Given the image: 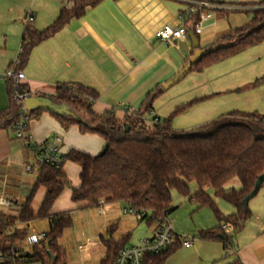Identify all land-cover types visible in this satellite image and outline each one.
Wrapping results in <instances>:
<instances>
[{
    "label": "crops",
    "instance_id": "obj_1",
    "mask_svg": "<svg viewBox=\"0 0 264 264\" xmlns=\"http://www.w3.org/2000/svg\"><path fill=\"white\" fill-rule=\"evenodd\" d=\"M259 1L226 0L222 7L206 10L201 29L196 28L200 47H209L223 35L247 24L253 7L244 3ZM20 2L0 0V73L17 61L27 14L34 12L35 25H30L44 30L56 20L65 5L63 0ZM188 7L186 0H103L89 8L83 17L72 19L61 31L33 48L22 68L25 82L35 94L49 97L61 84L89 86L99 93L93 110L98 114L114 110L116 118L123 120L127 109L137 110L151 91L178 75L194 54L189 33L191 27H187L184 38L161 40L156 36L167 24L179 26V14ZM8 105V83L0 79V110ZM156 116L153 108L150 117ZM28 135L34 145L60 136V149L64 155L71 149L97 155L105 146L101 135L83 133L74 123L66 127L48 111H42L31 121ZM27 164H32L34 169L27 171ZM38 169L37 160L25 143L16 139L14 133L0 128V195L13 202L11 207L0 206V209L10 216H19L21 205L37 183ZM63 171L71 187L63 190L53 211H70L73 219V225L58 239L65 255L64 264H103L108 241L127 247L142 245L145 239L153 236L157 222L125 212L122 202H105L98 207L78 209L72 200V188L81 184V168L66 161ZM234 185L240 186L239 180L234 181ZM46 191L44 186L37 188L31 202L35 213ZM226 202L233 209L224 205L222 210L217 202L223 215L235 213V206ZM173 207L169 220L175 232L180 236H191L193 242L186 247L182 239L177 240L163 264H230L236 259L242 264H264V184L255 203L252 207L249 205L251 216L236 233L229 253L220 233L216 238L201 236L202 231L219 226L212 209L198 208L193 200ZM17 228H27L28 236L35 237L41 232H49L50 222L49 219H37L18 223Z\"/></svg>",
    "mask_w": 264,
    "mask_h": 264
},
{
    "label": "trees",
    "instance_id": "obj_2",
    "mask_svg": "<svg viewBox=\"0 0 264 264\" xmlns=\"http://www.w3.org/2000/svg\"><path fill=\"white\" fill-rule=\"evenodd\" d=\"M102 1L71 0L44 30H37L27 24L17 62L11 66L22 70L36 45L61 31L72 19L83 17L89 8ZM244 4L253 7L249 22L223 35L215 44L225 46L191 64L188 73L202 72L264 42V0ZM199 19L198 11L189 18L188 26L186 24V28L191 27L196 36ZM6 82L9 105L0 110V128L9 130L15 134L16 139H20L16 136L15 123L21 116L22 108L13 95L11 81ZM164 91L163 85L157 87L147 95L134 114H126L123 120H118L114 110L104 114L93 110V104L99 98L95 89L79 83L57 86L52 98L65 105L75 116L48 112L57 116L66 127L74 123L83 133L101 135L105 144L109 145L104 154L91 155L71 149L65 155L66 161H72L81 168V184L72 188V200L78 209L119 201L142 219L157 222L169 216L174 209L173 191L176 190L195 201L198 208L209 207L213 210L219 226L202 231L201 236L216 238L219 233H223L221 240L230 249L236 233L251 216L249 207L244 210L243 199L254 188L257 177L264 172V116L258 112L233 110L192 129H174L171 124L173 116L190 107L194 103L191 102L176 107L171 117L163 123L157 116L154 118L159 119L158 122L145 121L143 117L151 114L155 100ZM42 111L46 110L32 109L31 115L36 118ZM37 175V183L21 205L18 217L10 216L0 209V253L9 255V259L0 264H7L11 259L20 257L38 264H64L65 255L58 245V239L66 228L73 225V219L70 211H53V205L69 185V180L63 165L39 166ZM234 179L239 180L240 188L227 189V184ZM192 182L198 186L194 193L190 190ZM39 186H44L47 191L35 213L31 202ZM206 187L214 189L215 197L205 190ZM216 197L234 205L235 213L223 215L217 206ZM37 219H49L50 231L46 233V241L41 246L34 245L33 252L23 256L16 244L28 238V229L17 228V224ZM224 224L231 229H225ZM177 240L179 238L163 253L147 255L144 264H163ZM106 245L107 258L103 264H112L125 246L111 241ZM49 251L55 259L49 255ZM230 264L242 263L236 259Z\"/></svg>",
    "mask_w": 264,
    "mask_h": 264
},
{
    "label": "rangeland",
    "instance_id": "obj_3",
    "mask_svg": "<svg viewBox=\"0 0 264 264\" xmlns=\"http://www.w3.org/2000/svg\"><path fill=\"white\" fill-rule=\"evenodd\" d=\"M21 1L23 4L24 0ZM31 24L35 25L33 22ZM191 102L194 103L190 107L173 116V128L192 129L233 110L258 112L264 116V42L202 72H190L165 90L155 100L153 108L163 123L171 117L176 107ZM234 181L237 180L228 183L226 188H240L234 185ZM67 187H71L70 182ZM190 190L191 193L198 190L196 183H190ZM205 190L214 196L212 187H206ZM257 195L249 201L250 207L255 203ZM216 200L222 210L225 206L233 209L223 199ZM185 201H189V198L173 191V205L180 206Z\"/></svg>",
    "mask_w": 264,
    "mask_h": 264
},
{
    "label": "built area",
    "instance_id": "obj_4",
    "mask_svg": "<svg viewBox=\"0 0 264 264\" xmlns=\"http://www.w3.org/2000/svg\"><path fill=\"white\" fill-rule=\"evenodd\" d=\"M189 3V7L179 14L181 24L177 27L172 25H165L159 29L156 36L161 40H169L171 38H184L186 36L187 20L192 17L196 12H200V19L196 24L197 29H201L203 20L206 18V10H214L220 8L225 4L226 0H186ZM71 0H64L65 5H69ZM34 21V12L30 11L26 17V23L31 24ZM17 62V61H16ZM15 62V63H16ZM25 74L22 70H17L13 65L9 67L5 72L0 73V79L5 81H11L13 95L17 102L21 105L22 113L18 121L15 123L16 136L22 139L25 145L31 150L34 157L37 160L38 166L51 165L60 167L66 162L65 155L61 153L60 144L62 138L60 136H54L39 145L31 143L30 136L27 129L30 126L31 121L34 119L31 115V110H28L25 106V101L30 97L36 95L25 82ZM134 109H127V114H134ZM145 121L158 122L159 119L151 118L145 115L143 117ZM27 171L34 169L32 164L25 166ZM13 205L12 200L0 195V206L11 207ZM125 212H133L129 208H125ZM137 214V213H136ZM138 215V214H137ZM140 216V215H139ZM224 228L230 230L231 227L224 224ZM46 233L41 232L35 237H30L22 242L16 244L17 250L25 256L27 253H32L34 245L41 246L46 241ZM182 239L184 246L189 247L192 245L193 238L191 236H180L175 232L172 222L169 220V216L162 220L157 221V229L153 236L149 239H145L142 245H133L122 248L117 254L112 264H144V259L147 255L154 256L163 253L173 244L177 239ZM31 247V251L29 248ZM231 249L226 248V252L229 253ZM9 259V255L0 253V263H5ZM7 264H38L27 260L25 257L19 259H11Z\"/></svg>",
    "mask_w": 264,
    "mask_h": 264
},
{
    "label": "water",
    "instance_id": "obj_5",
    "mask_svg": "<svg viewBox=\"0 0 264 264\" xmlns=\"http://www.w3.org/2000/svg\"><path fill=\"white\" fill-rule=\"evenodd\" d=\"M189 33H190L191 39L193 41L194 54L190 57L189 62L185 65V67L182 69V71L178 75H176L173 79L169 80L168 82H166L163 85V89L164 90L169 89L174 84H176L179 81H181L188 74L191 64L197 63L204 55H206V54H208L210 52H214V51L220 49L221 47L225 46V45H222V44H215V45H211L209 47L201 48L199 39L193 33L192 29L189 30ZM25 106H26V108L28 110L37 109V108H43L46 111H54V112H57V113H60V114H63V115H73V116H75V114L70 109H68L65 105L57 103L54 98L49 97V96L34 95V96L30 97L29 99H27L25 101ZM128 128H129V126H127V130H128ZM108 149H109V145L106 143L101 153L102 154L106 153ZM263 183H264V172L257 177V179L255 181V184H254V188L243 199V204H244V210L245 211L249 207V201L253 197H255L257 195V193L262 188ZM219 236L223 237L224 234L220 233ZM49 255L51 257H53V259L56 258V257H54L51 254L50 251H49Z\"/></svg>",
    "mask_w": 264,
    "mask_h": 264
}]
</instances>
